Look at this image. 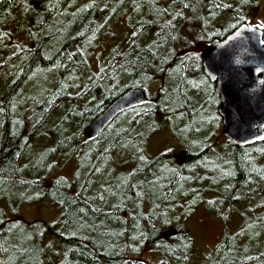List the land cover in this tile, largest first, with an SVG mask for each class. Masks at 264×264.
<instances>
[{
    "label": "trees",
    "instance_id": "obj_1",
    "mask_svg": "<svg viewBox=\"0 0 264 264\" xmlns=\"http://www.w3.org/2000/svg\"><path fill=\"white\" fill-rule=\"evenodd\" d=\"M257 4L1 0L0 264H147L130 258L145 251L159 253L158 264H264V140L216 145L220 102L198 50L246 22ZM131 9L138 18L125 43L113 44L93 72L99 38H113L112 21ZM15 16L27 39L1 58ZM135 87L149 99L84 136ZM164 130L184 147L182 162L170 151L147 153L149 139ZM39 135L48 145L35 151ZM55 154L76 162L72 177L57 173ZM45 200L58 211L54 222L20 214L21 205ZM201 205L241 225L232 234L225 228L196 262L186 223Z\"/></svg>",
    "mask_w": 264,
    "mask_h": 264
},
{
    "label": "water",
    "instance_id": "obj_2",
    "mask_svg": "<svg viewBox=\"0 0 264 264\" xmlns=\"http://www.w3.org/2000/svg\"><path fill=\"white\" fill-rule=\"evenodd\" d=\"M200 58L205 75L214 81L219 95L222 134L239 146L263 141V30L241 23L224 38L211 40L201 50ZM148 99L144 87L128 88L88 124L84 136H97L121 111Z\"/></svg>",
    "mask_w": 264,
    "mask_h": 264
},
{
    "label": "rangeland",
    "instance_id": "obj_3",
    "mask_svg": "<svg viewBox=\"0 0 264 264\" xmlns=\"http://www.w3.org/2000/svg\"><path fill=\"white\" fill-rule=\"evenodd\" d=\"M116 1V0H112ZM228 1V0H225ZM119 17V16H118ZM138 16L133 10H129L127 12V16L122 14L119 18L112 21L114 32V37L109 38L108 36L102 40V37L98 40V45H100V50L96 51L94 55H91V62L93 72H96L98 69V64L101 67L103 63V58L107 57L110 53V47L113 46L116 42L125 43L127 34L131 32V25L136 21ZM120 19V20H119ZM123 19V21H122ZM246 23L249 26H257L262 27L264 25V0H258L257 6L253 9L249 10V15L246 20ZM23 22L15 16L12 22L7 25L6 30H8L9 35L8 38L5 39L6 47L2 50L1 58H4L5 54L9 51H14L18 47H23L24 42L26 41V34L23 30ZM188 31L184 32V35H187ZM187 40L191 41L192 35H189ZM13 50H11V49ZM204 48V47H202ZM10 49V50H9ZM200 50V47L198 48ZM1 61V60H0ZM80 85H75V90ZM61 116V115H60ZM59 121L58 119L55 121V124ZM42 132H46L43 130ZM48 133V132H47ZM49 134V133H48ZM34 138H32L33 140ZM52 139V138H51ZM225 137L220 133L215 139V143H223ZM45 143V138L39 135L32 142V148L35 151H40L43 147L47 146ZM182 150L181 145L178 143L176 139H174L171 133L168 130L160 131L157 134L153 135L147 144V153L151 155H155L161 152L170 151L176 156ZM169 156L166 157V160ZM55 163L53 167L57 169V173L59 175L72 177L73 173L76 169V162H70L67 164H63V158L59 156V154H55L53 156ZM57 161V162H56ZM131 168V164L122 165L118 171L124 172ZM20 214L26 219H36L41 218L48 222H54L58 218V211L55 207L50 204L48 200L23 204L19 208ZM241 221L237 216H233L229 223H225L222 219L215 217L209 214L205 208L201 205L199 206L193 214L188 219L186 223L187 229L190 230V234L194 240V249L196 253L195 260L198 262L204 253L209 251L210 249L216 247L220 244V241L225 232V228L229 233H237L240 230ZM133 261L143 259L147 264H158L160 261V255L157 252L153 251H145L138 257H130Z\"/></svg>",
    "mask_w": 264,
    "mask_h": 264
},
{
    "label": "flooded vegetation",
    "instance_id": "obj_4",
    "mask_svg": "<svg viewBox=\"0 0 264 264\" xmlns=\"http://www.w3.org/2000/svg\"><path fill=\"white\" fill-rule=\"evenodd\" d=\"M212 100H214V98H208V101L203 100L202 102H212ZM218 100H219V96H218ZM130 109V108H129ZM128 110V109H127ZM175 139V138H174ZM181 145V144H180ZM182 150L178 153V156H176L175 154H173L174 158L176 159L177 163H180L183 161V159H181L182 153L184 151V147L181 145ZM168 152V151H167Z\"/></svg>",
    "mask_w": 264,
    "mask_h": 264
}]
</instances>
